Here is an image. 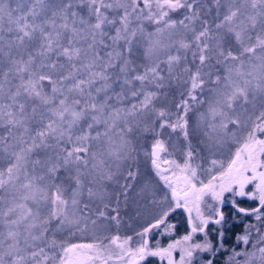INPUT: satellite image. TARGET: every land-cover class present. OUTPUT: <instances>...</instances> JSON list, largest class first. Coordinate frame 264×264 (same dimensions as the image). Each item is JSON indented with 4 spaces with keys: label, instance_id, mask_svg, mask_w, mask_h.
<instances>
[{
    "label": "snow or ice",
    "instance_id": "1",
    "mask_svg": "<svg viewBox=\"0 0 264 264\" xmlns=\"http://www.w3.org/2000/svg\"><path fill=\"white\" fill-rule=\"evenodd\" d=\"M153 259L264 264V0H0V264Z\"/></svg>",
    "mask_w": 264,
    "mask_h": 264
},
{
    "label": "flooded vegetation",
    "instance_id": "2",
    "mask_svg": "<svg viewBox=\"0 0 264 264\" xmlns=\"http://www.w3.org/2000/svg\"><path fill=\"white\" fill-rule=\"evenodd\" d=\"M227 210L230 211V209H227ZM226 214H227V213H226ZM227 227H228L229 229H231V231L227 232V234H228L227 236H228L229 238H231L233 232H238V231H239V228L233 227V224H232V221H231V220L229 221ZM228 242H230L229 244H231V242H232L231 239H229Z\"/></svg>",
    "mask_w": 264,
    "mask_h": 264
},
{
    "label": "trees",
    "instance_id": "3",
    "mask_svg": "<svg viewBox=\"0 0 264 264\" xmlns=\"http://www.w3.org/2000/svg\"><path fill=\"white\" fill-rule=\"evenodd\" d=\"M182 221H184V219L183 218H179V217H177L176 218V222L178 223V225H179V232L181 231V230H183V222ZM226 235H228L227 233H226ZM228 243H230V242H228Z\"/></svg>",
    "mask_w": 264,
    "mask_h": 264
},
{
    "label": "rangeland",
    "instance_id": "4",
    "mask_svg": "<svg viewBox=\"0 0 264 264\" xmlns=\"http://www.w3.org/2000/svg\"><path fill=\"white\" fill-rule=\"evenodd\" d=\"M229 210L226 209V213L228 212ZM177 217H181L184 219V216L183 215H178ZM184 223V221H182ZM183 225V224H182ZM184 231V227H183V230H181L180 232L182 233ZM162 243L166 242V241H161ZM151 264H158V261H156L155 259L152 260Z\"/></svg>",
    "mask_w": 264,
    "mask_h": 264
}]
</instances>
